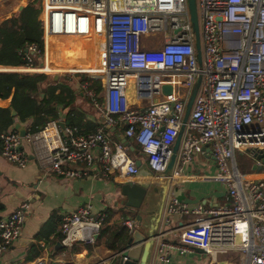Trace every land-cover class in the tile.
I'll list each match as a JSON object with an SVG mask.
<instances>
[{
  "label": "built area",
  "instance_id": "2783aa9c",
  "mask_svg": "<svg viewBox=\"0 0 264 264\" xmlns=\"http://www.w3.org/2000/svg\"><path fill=\"white\" fill-rule=\"evenodd\" d=\"M34 1H38L43 51L28 46L26 67L12 70L99 79L101 94L87 83L79 87L101 126L86 135L62 128L58 120L36 132L30 128L24 137L8 130L0 135L3 159L24 168L26 141L41 168L58 178L82 179L98 166L102 177L118 173L132 179L139 176L135 160L103 129L121 125L124 137L134 142L158 178L166 171L184 126L177 163L166 179L193 180L182 174V168L194 155L208 153L216 173L200 179L226 187L231 204L204 208L171 201L167 215L190 217L191 222L179 233L181 245L165 248L181 253L200 249L208 255L232 250L244 255V264H264V164L255 157L256 150H264V0H196L199 49L187 0H117L116 4L111 0H25V6ZM93 32L103 42L98 73L46 71L58 39L87 38ZM159 39L161 47L154 49ZM198 78L200 86L184 124L186 103ZM131 82L137 97L150 101L145 109L130 106ZM165 85L172 89L166 96L161 93ZM238 152L256 159V169L263 174H242L235 161ZM29 212L30 203L24 200L0 219V256L20 238ZM105 218L90 205L64 214L59 225L61 247L95 245ZM124 225L132 231L133 222ZM163 249L161 245L158 257L167 263L169 256ZM36 264H47V260Z\"/></svg>",
  "mask_w": 264,
  "mask_h": 264
},
{
  "label": "crops",
  "instance_id": "0c3cea01",
  "mask_svg": "<svg viewBox=\"0 0 264 264\" xmlns=\"http://www.w3.org/2000/svg\"><path fill=\"white\" fill-rule=\"evenodd\" d=\"M24 6L25 0H0V22L9 19L19 11L20 7L23 8ZM94 36L96 35L77 39H92ZM77 39L65 41L73 43ZM55 58L54 63L49 64L46 71L99 72L100 63L91 58L90 62H87L85 65L58 67L64 69L54 67V64L59 59L58 50H55ZM12 69L23 68L0 67V73L24 72H17ZM92 69L96 70L90 71ZM25 73L36 72L25 71ZM45 75H48L55 81L64 79L67 80V83L69 82V87L77 94L74 107L83 112L84 122L97 128L100 124L99 115L95 110L93 111L91 109L90 101L85 98L80 90L79 82L81 76L70 77L62 73ZM11 98L12 96L10 95L6 99H0V109L9 108ZM128 99L130 106L137 109H145L150 102L137 97L133 82H131V86L128 89ZM13 113L15 111L12 110L11 114L15 117L16 113L15 115ZM64 115L65 112H62L60 119H58L60 126L64 124ZM16 124H19L21 129H24L26 132L33 127L32 119L22 123L15 118L13 125L8 130L16 131L14 128ZM91 130L93 128H90L89 131ZM104 132L110 135L112 141L125 146L132 159L140 164L138 168L139 176L129 179L124 175L121 176L115 173L102 177L101 168L96 166L86 171L87 176L82 179L70 180L58 178L50 173L49 170L44 171L41 168V163L36 159L33 149L26 141L22 145L27 159V164L24 168L8 163L0 155V207H3V210L0 212V219L8 217L21 201L27 200L30 203V212L23 224L21 236L0 256V264H36L44 259L47 260V264H115L120 254L128 252L125 248H122L119 252L115 250L121 249L126 244V241L128 242L136 227V216L139 215L141 217L144 225L147 223L153 225V219L159 216L160 210L161 223L159 226H161V236L159 243H156V246L154 245L152 259L149 264H244V255L238 251L231 250L225 253L208 255L200 249L190 248L186 252L181 253L175 248H165V245L180 246L179 233L191 222L190 217L178 218L167 215L168 206L173 199L171 195L173 188L181 190L184 199L189 201V203L181 202V205H202L204 208H210L218 205L229 206L231 204L226 187L219 182L200 179V176L211 177L216 173L215 163L211 155L208 153L203 156L194 155L190 163L184 165L182 174L185 176H193V180L180 181L170 179L169 181L164 177L157 178L152 175L138 147L132 140L124 137V128L121 125H116L111 128L107 127ZM238 159H241L242 163ZM235 161L242 174L257 172L258 174H263L260 173L263 170L256 169V159H253L249 154L238 152L235 155ZM245 169L247 171H244ZM128 182L143 187L148 186L152 189V191H149V194L139 209H133L128 206L126 198L120 195L121 187ZM166 183L170 184L167 185ZM161 186L168 190L163 205L160 195ZM85 205H90L94 213L110 212L111 217L109 222L101 229V231H105L106 237H100V231L96 243L93 246L75 245L71 248L61 247L59 241V225L62 216L74 212ZM166 219L169 220V223H167ZM125 222H133L132 231H129L125 227ZM123 227L127 231V239L115 240L114 250L109 249L108 244L114 231ZM162 241L164 243H161ZM161 245L164 246L163 252L168 253L169 262L167 263L159 260L158 254ZM137 250H139L138 247L131 249L128 254L132 255L134 253L135 255Z\"/></svg>",
  "mask_w": 264,
  "mask_h": 264
},
{
  "label": "trees",
  "instance_id": "16d2710c",
  "mask_svg": "<svg viewBox=\"0 0 264 264\" xmlns=\"http://www.w3.org/2000/svg\"><path fill=\"white\" fill-rule=\"evenodd\" d=\"M38 15V1H34L17 11L9 19L0 22V67H26L24 50L28 46H35L40 52L43 51L42 28ZM57 42L56 50L59 51V59L54 64L55 68L85 65L90 62V58L99 62L103 51L98 47L102 41L96 36L86 40L77 39L73 43L60 38ZM94 70L96 69L90 71ZM68 83L67 80L55 81L48 75L39 73H0V99L12 96L10 107L0 109V135L8 131L15 118L22 123L32 119V131L36 132L49 122L60 119L62 112H65L63 122L66 127L77 130L81 135L96 132L101 124L96 128L84 122L83 112L74 107L77 94ZM79 83H87L96 94L102 91L99 80L90 79L85 75L81 76ZM12 110L16 113L15 117L11 114ZM90 128L93 130L89 131ZM103 129L106 131V128L103 127ZM2 210L3 207H0V212ZM104 214L106 224L111 214L109 211ZM100 237H106L105 231H101ZM127 237L125 228H119L114 231L108 248L114 250L115 240H126ZM126 245L127 241L121 249L115 251H121L122 248H126Z\"/></svg>",
  "mask_w": 264,
  "mask_h": 264
},
{
  "label": "water",
  "instance_id": "95a60500",
  "mask_svg": "<svg viewBox=\"0 0 264 264\" xmlns=\"http://www.w3.org/2000/svg\"><path fill=\"white\" fill-rule=\"evenodd\" d=\"M188 4V11H189V17L190 22L196 37V48L199 49L198 39H199V27H198V18H197V11H196V0H187ZM22 7L19 8L21 10ZM200 78L197 79L196 83L193 85L190 96L188 98V101L186 103L185 107V113H184V124L189 118L196 94L198 92V88L200 86ZM171 87L168 85L161 87V93L166 96L171 94ZM15 115V113H13ZM61 127H64V124H61ZM16 131L19 133L21 137L25 136L26 131L24 129H21L19 124H16L15 127ZM184 126H182L180 133L178 135V138L172 148V156L168 162L166 171L160 175V177L169 178L172 175V171L174 169V165L176 162L178 150L180 147L182 134H183ZM249 151V150H248ZM250 152V151H249ZM257 154L255 157L264 164V150H256ZM136 166L139 168L140 164L136 163ZM167 185L170 183H166ZM172 185V184H171ZM167 187V186H166ZM173 187V186H172ZM152 191L151 188L148 186H139L134 183L128 182L127 184L123 185L121 187L120 195L127 200V205L130 206L133 209H139L142 202L146 199L147 195L149 194V191ZM156 191V190H154ZM167 188H164L161 186L160 195L162 200V205L165 200V196L167 194ZM158 193V192H157ZM172 195V201L175 200L178 204H181V202L189 203V201H186L184 199V195L181 190L177 188H173ZM162 209V206H161ZM136 227L133 231L131 237L129 238L125 250H128V252H123L119 255L118 259L115 261V264H149L152 259V254L154 250V245L156 246V243H159L160 239V231L161 226L159 224L161 223V210L158 217H154L153 219V225H150L147 223L144 225L142 223V219L139 215L136 216ZM161 243H164L162 241ZM138 247L139 250L137 252L129 255V251L131 249H134Z\"/></svg>",
  "mask_w": 264,
  "mask_h": 264
},
{
  "label": "rangeland",
  "instance_id": "374dc122",
  "mask_svg": "<svg viewBox=\"0 0 264 264\" xmlns=\"http://www.w3.org/2000/svg\"><path fill=\"white\" fill-rule=\"evenodd\" d=\"M198 23H199V20H198ZM161 44H162V39H159L158 42H157V44L154 46V49H158V48H160V47H161ZM50 60H51L52 63H54V61L56 60V58H55V52H54V54L52 55V59H50ZM58 69H62V68H58ZM78 76H82V75L79 74ZM86 77H88V76H86ZM99 103L102 105V104H103V101H102L101 99H99ZM89 105H90V104H89ZM91 106H92V105H90V107H91ZM91 109L94 111V108L91 107ZM144 158H145V157H144ZM145 160H146V159H145ZM238 161L242 163L241 159H238ZM244 171H247V169H245Z\"/></svg>",
  "mask_w": 264,
  "mask_h": 264
},
{
  "label": "bare ground",
  "instance_id": "6f19581e",
  "mask_svg": "<svg viewBox=\"0 0 264 264\" xmlns=\"http://www.w3.org/2000/svg\"><path fill=\"white\" fill-rule=\"evenodd\" d=\"M111 2H114L116 4L117 0H111ZM92 35H96L98 38L101 39V37H99L95 32H93ZM65 40L70 41V39H65ZM101 41H102V39H101ZM98 47H100L103 50V42H101V44H99ZM50 64H51V62H50Z\"/></svg>",
  "mask_w": 264,
  "mask_h": 264
},
{
  "label": "clouds",
  "instance_id": "9594fccd",
  "mask_svg": "<svg viewBox=\"0 0 264 264\" xmlns=\"http://www.w3.org/2000/svg\"><path fill=\"white\" fill-rule=\"evenodd\" d=\"M95 80V79H94ZM96 80H99V79H96ZM100 81V80H99ZM174 146V145H173ZM147 166V165H146ZM148 168V167H147Z\"/></svg>",
  "mask_w": 264,
  "mask_h": 264
}]
</instances>
